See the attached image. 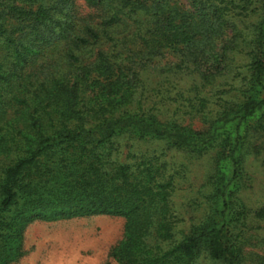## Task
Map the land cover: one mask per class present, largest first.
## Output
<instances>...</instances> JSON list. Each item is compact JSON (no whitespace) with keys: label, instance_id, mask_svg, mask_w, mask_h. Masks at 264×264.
I'll list each match as a JSON object with an SVG mask.
<instances>
[{"label":"trees","instance_id":"trees-1","mask_svg":"<svg viewBox=\"0 0 264 264\" xmlns=\"http://www.w3.org/2000/svg\"><path fill=\"white\" fill-rule=\"evenodd\" d=\"M83 1L85 16L75 0H0V264L21 257L27 218L90 216L124 219L117 264H240L241 157L250 131L264 140V0ZM215 149L212 207L177 239L164 157Z\"/></svg>","mask_w":264,"mask_h":264},{"label":"rangeland","instance_id":"rangeland-1","mask_svg":"<svg viewBox=\"0 0 264 264\" xmlns=\"http://www.w3.org/2000/svg\"><path fill=\"white\" fill-rule=\"evenodd\" d=\"M75 6L82 16L93 12L83 0H75ZM254 20L255 17L252 18V21ZM172 59L173 56L168 54L161 62L165 64ZM110 91L112 88L106 86L105 92ZM175 105L177 103L173 104ZM176 117L183 125H189L196 130L207 127L200 116L191 118L178 114ZM247 141L248 145L241 157L244 183L236 189L235 198L247 211L253 213L264 207V154L256 155L253 150L264 140L258 139L250 131ZM123 145L127 147L121 152L126 154L130 149L129 144L123 142ZM163 149L165 147L162 144L142 142L134 144L130 150L145 153L160 152ZM216 151L211 150L199 157L170 151L164 157L165 161L178 171V184L171 198L173 217L177 220V239H181L192 227L201 223L212 207L208 198L211 188L207 186V182L215 173L213 161ZM252 213L248 216L243 230L249 241L243 249L240 264L264 263V220H257ZM26 222L21 241L22 255L10 264H117L109 254L123 237V218L90 216L45 220L29 217ZM193 264L223 263L211 260L206 252H202Z\"/></svg>","mask_w":264,"mask_h":264}]
</instances>
